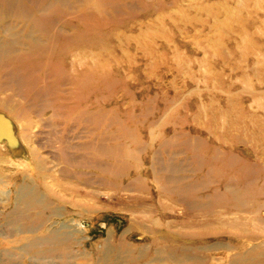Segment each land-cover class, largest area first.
Returning a JSON list of instances; mask_svg holds the SVG:
<instances>
[{
	"label": "rangeland",
	"instance_id": "374dc122",
	"mask_svg": "<svg viewBox=\"0 0 264 264\" xmlns=\"http://www.w3.org/2000/svg\"><path fill=\"white\" fill-rule=\"evenodd\" d=\"M110 1L100 19L82 20L71 17L77 4L54 1L71 14L46 12L56 55L31 56L17 78L0 72L9 87L0 102L18 115L0 109V264L245 258L264 247V0ZM226 184L256 213L190 212L176 194L207 197ZM21 188L58 212L22 213ZM52 233L65 255L28 246Z\"/></svg>",
	"mask_w": 264,
	"mask_h": 264
},
{
	"label": "bare ground",
	"instance_id": "6f19581e",
	"mask_svg": "<svg viewBox=\"0 0 264 264\" xmlns=\"http://www.w3.org/2000/svg\"><path fill=\"white\" fill-rule=\"evenodd\" d=\"M29 1H30V3H28V4H30L31 8L27 9L28 7L27 8L25 7L26 2H29ZM54 1H57L56 4L58 3V0H0V5H2V7H3L2 11L0 12V24H1L0 25V30H1L0 34H2V36H3L0 38V72H5V73H7V75L14 76L12 78H15L16 75L18 74L19 70H22L21 68H23L24 70L29 69V68H33L31 65L27 66V64H21V62L25 61L26 59L30 58L31 56H33V57L41 56L45 59V62L47 63L50 61V58L52 56L56 55V43L55 42H56V39L59 37V36H57L58 30L56 29L57 27L55 26L54 23H50V21L48 20V17H47L48 13L46 14V12L54 9L53 8V6L55 5L53 3ZM69 1H72L73 4L78 5V7L80 8L78 13L71 15V14L67 13L66 10L63 11V10H57V9L51 11L50 13L56 14L60 17L64 16V15L65 16L69 15L68 17H70V15H71L72 18H77L79 20H82L84 18H88L90 16H91V18L100 19V16H97V14L99 12H101L102 10H104L111 3L110 0L109 1H105V0H75V1H73V0H69ZM67 2H68V0H64V6ZM110 5L112 6L113 4H110ZM39 13H41V14L37 15ZM42 13L44 15H42ZM94 13H96V16L91 15ZM102 13H103V11H102ZM9 17L12 18L10 22H4L3 21V19L9 18ZM20 25H22L24 27L25 31H29L23 37L20 35V33L22 34L21 30H20V32L18 30L16 31V29ZM49 28H51V29H49ZM35 30L40 33V37H38V40L31 38V34L34 33ZM53 30H55V31H53ZM59 30H61V29H59ZM24 39L28 43H24V44L21 43V41ZM71 41H73V40H71ZM43 44H45V45H43ZM24 51H26V52H24ZM16 66H18V67H16ZM19 67H21V68H19ZM90 71L98 72L97 69L95 70L94 68H91V67H90ZM2 78H4V77H2ZM13 82H14V87H17L19 85V83L16 80H14ZM8 84H9V82H8ZM32 84L34 85V82H30L29 84H25V85H32ZM80 85H82V84L80 83ZM6 86H7V83L6 84L5 83L0 84V92H3L4 90L9 89V87H7V89H5ZM23 87L24 86H22V88ZM18 89H19V87H18ZM18 89H16V90H18ZM6 102L7 103L12 102V98H10ZM3 107H5V109H6V104H3L0 102V109H3ZM6 110H7V112H9V114L7 113L4 115H6L10 118H12V117L14 118V117L18 116L15 107H12L11 109H6ZM10 115H12V117ZM46 124H48V123H46ZM50 144H48V145H50ZM54 156H56V155H54ZM111 156H113V155H111ZM64 157H62V158H64ZM69 163L70 162L68 161V164ZM98 169L101 170L102 172L108 173L112 176H115L117 174V170L116 171L115 170H106V167H103V169L102 168H98ZM42 170H43V168H42ZM66 172H68V171H66ZM137 185H139V181L136 180L133 184L131 183L130 186H137ZM162 189H165V188H162ZM187 190H186V193L184 194L183 191L178 189L176 194L180 197L178 199L186 201L187 210L190 212L202 211L207 216H217L220 212L216 211V208H223V209L233 208L234 210H238L240 212L242 210L252 209V211L250 213H253V214H255L257 211V208L253 209L254 206H253L252 201L249 198L250 196H248L244 193H241L240 190H238V189L236 190V188L234 189L233 187L229 186L228 184H226L224 186L222 193H220V194L216 193L212 196H207V197H200V198L199 197L198 198L193 197L196 195H191L189 193V191H187ZM192 191L195 192V190H192ZM17 199H18V202L22 205V209H21L23 211L22 213L31 214V212H34L35 210H38L40 208H47L51 211V213H57L58 212L57 208L54 207V202L52 200L45 199L38 192H34L32 190H26L24 188H21L18 192V198ZM37 217L39 219L40 216H37ZM38 219H37V221H38ZM252 237L254 238L255 236H252ZM41 244H45V245L50 244V246L55 245L57 247V253L59 255H65L67 252V242L65 240H62L59 237L58 233H52L51 235L46 236L43 239L32 240L28 246L34 248V247H38ZM242 248H243V246H242ZM263 251H264V247H260L259 245H255L243 253V255H245V253H247V256L245 258H244V256H242L240 258L234 259V260H232V262H233L232 264H252V263L264 264V260L262 259ZM51 253H52V251H51ZM248 254H249V256L253 255L254 258H249Z\"/></svg>",
	"mask_w": 264,
	"mask_h": 264
}]
</instances>
